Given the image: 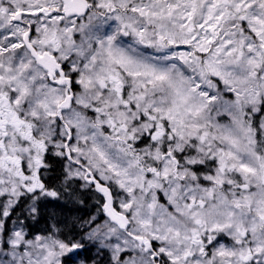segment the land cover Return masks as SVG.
<instances>
[{
	"label": "snow or ice",
	"instance_id": "obj_1",
	"mask_svg": "<svg viewBox=\"0 0 264 264\" xmlns=\"http://www.w3.org/2000/svg\"><path fill=\"white\" fill-rule=\"evenodd\" d=\"M0 264H264V0H0Z\"/></svg>",
	"mask_w": 264,
	"mask_h": 264
},
{
	"label": "trees",
	"instance_id": "obj_2",
	"mask_svg": "<svg viewBox=\"0 0 264 264\" xmlns=\"http://www.w3.org/2000/svg\"><path fill=\"white\" fill-rule=\"evenodd\" d=\"M85 199H86V205H85V207H84L83 209H81V211L84 212L85 214H87V212H88L87 205H89V204L92 203L91 195L88 194V193H86V194H85ZM92 211H95V209L93 208ZM43 225H44V221L42 220V221L40 222V224L37 225V228H40V227H42Z\"/></svg>",
	"mask_w": 264,
	"mask_h": 264
}]
</instances>
